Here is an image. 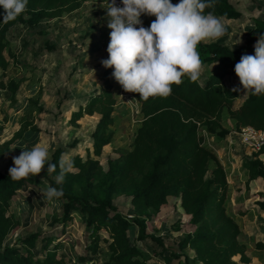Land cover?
Instances as JSON below:
<instances>
[{
    "label": "trees",
    "instance_id": "1",
    "mask_svg": "<svg viewBox=\"0 0 264 264\" xmlns=\"http://www.w3.org/2000/svg\"><path fill=\"white\" fill-rule=\"evenodd\" d=\"M83 1L28 0L27 10L16 19L4 23L0 15V69L5 72L10 59L14 64L19 63L7 39L12 25L35 26L42 19L57 18L79 8ZM176 1L171 0L173 4ZM203 2L210 5L203 10L204 14L211 12L227 19L241 15L228 0ZM0 13H3L2 7ZM260 34H264V24L249 31L243 43L234 48L218 42H200L197 52L202 64L214 65L202 83L191 81L185 75L180 84L171 86V94L167 97H149L145 101L135 93L142 120L134 132L130 149L109 160L106 172H101L98 159L88 154L83 158L75 153L62 183L57 184L53 177L60 174L64 149L53 150L50 163L57 165L56 170L50 174L45 166L43 174L49 186L63 191L60 198L63 211L59 221L63 227L71 218V211L83 213L90 239L88 251L94 255L101 241L106 244L108 252L103 264H146L147 257L131 243L128 230L133 225L137 227L136 241L149 238L161 243V239L147 231V221L170 199L178 200L179 206L191 216L194 230L178 241V247L181 250L189 248L193 254H164L165 248L161 245L164 264H170L172 257H182L181 264L195 261L237 264L235 256L240 263L249 262L245 244L239 238V224L228 212L226 171L211 147L213 145L205 143L204 134L216 144L230 131L237 132L243 126L264 129V95H253L244 90L234 71L243 54H255L254 45ZM112 70L104 69L101 89L90 94L70 115V121L75 122L85 115L99 114L91 133L92 152L97 156L113 139L111 125L116 99L108 78ZM230 74H235L236 82L228 86L225 78ZM19 84L20 80L13 77L0 80V88L10 92L12 102L16 101ZM233 88L239 91L234 92ZM241 94L242 99L235 104ZM28 103V110L43 111L35 99L29 98ZM36 131L39 129L30 122H22L11 139L0 143V157L11 153L10 144L15 139H24L26 133ZM263 151L264 146L254 152V159L246 160L243 165L250 179L264 181V164L256 157ZM37 179L38 175L13 181L9 172L0 170V264H69L60 255L62 242L51 233L31 232L3 246L7 236L20 225L19 218L9 211L12 200L24 185H32ZM116 194L129 195L133 210L141 217H128L117 211L112 203ZM255 205L264 212V198L255 200ZM37 242L40 243L39 253L35 252ZM253 247L264 250V240L254 241ZM78 260L87 259L80 256Z\"/></svg>",
    "mask_w": 264,
    "mask_h": 264
},
{
    "label": "rangeland",
    "instance_id": "2",
    "mask_svg": "<svg viewBox=\"0 0 264 264\" xmlns=\"http://www.w3.org/2000/svg\"><path fill=\"white\" fill-rule=\"evenodd\" d=\"M241 15L236 19L219 17L226 27L225 34L216 41L230 48L243 43L246 34L264 24V0H228ZM108 0H84L75 10L51 19H42L35 26L16 23L7 32L10 47L16 54L18 64L9 61L5 72L0 69V80L8 78L20 80L15 94V102L10 100V92L0 88V143L12 138L22 122L28 121L39 131L26 133L24 139H15L10 144L11 153L0 157V170L9 172L14 166L13 157L19 156L22 148L42 146L48 149L49 156L57 147H62V160L69 162L73 154L83 158L88 154L98 159L101 172L107 170L109 160L130 149L134 132L142 120L139 103L135 93L127 92L108 74L113 84L116 103L114 122L111 125L113 139L103 147L100 155H94L91 133L99 118L98 113L85 115L79 120L70 121L72 111L85 102L90 94L99 91L103 85L102 73L106 67L101 63L107 59L110 28L107 27ZM177 0L175 4H178ZM155 16L142 15L141 20L149 27ZM240 40V43H237ZM212 65L202 64L199 82H203L212 70ZM236 82L235 74L226 76L225 83L230 86ZM241 96L235 104L242 99ZM33 98L43 109L42 112L28 110V99ZM231 141L213 144L212 139L204 134V141L213 145L219 161L226 171L229 191L227 197L228 212L234 216L241 229L240 240L244 242L249 262L246 264H264V250L253 247L256 240H264V212L255 205V200L264 198V181L261 178L250 179L243 169L246 160L254 159V151L244 147L237 132H231ZM71 144H74L72 146ZM260 153V152H259ZM256 157L264 164V151ZM74 171L73 168H71ZM57 176H54L55 179ZM48 181L42 172L32 185H24L11 202L9 211L20 220V225L4 240L3 246L24 237L31 232L51 233L62 242L60 255L70 264L71 259L90 260L93 264H103L107 255L106 244L101 241L96 254L86 248L89 244L85 215L80 211H71V218L62 227V199L49 203L41 193L48 187ZM112 203L117 211L128 216H140L132 208L130 196L116 194ZM146 217V216H145ZM191 216L179 206L178 200L170 199L159 212L150 215L147 231L161 239L134 240L137 227L131 226L128 236L142 254L147 257L146 264H164V254L170 252L186 253L192 256L189 248L179 249L178 241L194 230ZM37 242L35 252L39 253ZM234 259L240 263L238 256ZM182 257H172L170 264H181ZM191 264H201L197 261Z\"/></svg>",
    "mask_w": 264,
    "mask_h": 264
},
{
    "label": "clouds",
    "instance_id": "3",
    "mask_svg": "<svg viewBox=\"0 0 264 264\" xmlns=\"http://www.w3.org/2000/svg\"><path fill=\"white\" fill-rule=\"evenodd\" d=\"M27 4L28 0H0L2 21L8 23L16 19L27 10ZM122 5L117 6L116 0H111L106 6L107 27L111 29L109 56L101 63L114 69L112 75L125 91L139 93L140 99L145 101L149 97H167L171 86L180 84L185 75L191 81L198 80L202 69L198 44L216 41L226 32L219 18L211 12L204 14L203 10L210 5L203 0H179L175 5L171 0H122ZM142 15L156 19L146 28ZM254 50V55L240 57L234 71L244 90L264 95V34L259 35ZM12 159L14 166L9 168V177L13 181L37 176L45 166L51 174L57 167L50 163L48 149L38 145L22 148L19 156ZM70 166L69 162L60 161L57 184L62 183ZM41 193L49 203L63 196L62 189L52 186Z\"/></svg>",
    "mask_w": 264,
    "mask_h": 264
},
{
    "label": "built area",
    "instance_id": "4",
    "mask_svg": "<svg viewBox=\"0 0 264 264\" xmlns=\"http://www.w3.org/2000/svg\"><path fill=\"white\" fill-rule=\"evenodd\" d=\"M108 2H111V0H108ZM116 4L117 6H123L122 0H116ZM143 26L146 27L144 22ZM237 134L241 144L251 151L257 152L264 146V129H257L251 125H247L241 127L237 131ZM70 264H93V262L90 260L79 261L77 259H71Z\"/></svg>",
    "mask_w": 264,
    "mask_h": 264
},
{
    "label": "crops",
    "instance_id": "5",
    "mask_svg": "<svg viewBox=\"0 0 264 264\" xmlns=\"http://www.w3.org/2000/svg\"><path fill=\"white\" fill-rule=\"evenodd\" d=\"M231 132H234V131H230L229 134L225 137V139H223L221 141V143H224V145L228 148H230V146L227 144V142H230L231 141ZM64 250V249H63ZM257 250V249H256ZM257 251H262V250H257ZM246 264V263H245Z\"/></svg>",
    "mask_w": 264,
    "mask_h": 264
}]
</instances>
